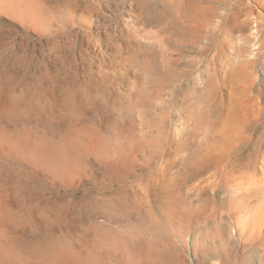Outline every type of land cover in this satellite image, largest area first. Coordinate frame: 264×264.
I'll return each mask as SVG.
<instances>
[{
  "label": "rangeland",
  "instance_id": "1",
  "mask_svg": "<svg viewBox=\"0 0 264 264\" xmlns=\"http://www.w3.org/2000/svg\"><path fill=\"white\" fill-rule=\"evenodd\" d=\"M0 8V63L5 69L12 66L9 61L21 60L13 69L17 85L14 81L6 87L23 99L21 117L28 115L24 110L37 100L46 109L67 103L68 86L78 88L92 71L96 80L102 79L103 71H114L113 97L131 96L123 97L122 106L121 101L117 103V110L129 107L122 112L123 118L131 120L127 113L135 114L132 120L138 123L137 116L146 114V120H151L148 124L160 125L161 140L172 141L171 154L153 161L164 172L159 186L162 194L137 201L135 213H130L131 220L145 224L146 234H127L129 262L120 261V252L114 249L119 262L112 259L106 264H264V0H0ZM190 20L199 25L198 31L179 35L173 26ZM112 61L119 63L114 67ZM22 64H30L29 69L19 71ZM160 66L179 74L163 92L154 82L160 77ZM34 79L42 82L35 83L39 91L33 87L38 82ZM157 89L160 94L156 95ZM53 91L56 96L51 95ZM137 92L145 98L143 102L136 98ZM115 116L111 118L119 119ZM252 123L251 131L247 128ZM34 128L38 135L48 129V135L56 133L42 125ZM148 130L152 133L154 128ZM144 131L134 129L137 137ZM55 135L59 140L60 134ZM189 155H197L201 168L185 181ZM232 155L240 156L237 162H229L234 163L233 169L222 170V159ZM29 169H23L22 179L30 182L27 189L37 191L34 196L43 188ZM75 185L80 186L78 179ZM89 186L82 184L75 196L81 199ZM61 192L68 197L67 191ZM105 213L98 210L90 219L97 214L103 219ZM142 238L148 254L146 248L141 251L135 246Z\"/></svg>",
  "mask_w": 264,
  "mask_h": 264
},
{
  "label": "bare ground",
  "instance_id": "2",
  "mask_svg": "<svg viewBox=\"0 0 264 264\" xmlns=\"http://www.w3.org/2000/svg\"><path fill=\"white\" fill-rule=\"evenodd\" d=\"M0 11H2L1 8ZM15 12H12V15ZM17 16L14 15L15 19H19ZM34 17H36V14ZM38 22L37 25L40 24ZM185 22L176 23L173 26L179 32V35H192L198 31V24L194 25L192 20L187 21V24ZM163 31L167 30L164 28ZM167 32L171 33L173 31ZM114 55L119 57L115 53ZM16 57L17 55L14 56V58ZM22 59L26 60L25 58ZM17 61H9L8 63L12 66L9 65L10 67L5 69L0 63V264H106L108 260L111 262L112 259L116 258L113 255L114 249L115 252L116 250L118 253L120 252L121 257L116 254L120 257V261L129 262L131 260L129 249L131 247L129 248L127 234L134 231L138 232L137 234L140 233V236L146 234L145 224L141 221L139 224L131 220L130 213L133 214V211L135 213L133 205L137 201H144L148 196H152L154 199V197L157 198L162 194L159 186L160 182L163 181L160 180V176L164 172L161 171L160 167H154L153 161L170 153L168 148L172 141L166 140L165 137H163V141L161 140L160 125L148 124V121L151 120H146V114L144 116L142 113L137 116L140 119L138 123L135 121L136 118L132 120L133 115H135L132 112L133 115L127 113L131 120H128L127 116L123 118L125 111L128 112L126 109L129 108L123 110L122 115L121 104L127 93L126 95L125 93H122V95L116 94L117 96L114 97L111 94L112 88H115V79H117V76L115 77L112 74L114 71L112 73L103 71V75L99 73L102 75H99L102 79L96 80L91 70L92 76L91 74L86 76L88 79L85 78L84 82L81 80V86L78 88L77 86L76 88L74 86L69 88L68 86V92L64 91V93L66 92L65 100H67V103H61L65 106L62 107L59 102L61 105L58 107L51 108L48 106L49 108L46 109L47 106H43L45 103H38L39 100H37V103L34 101L35 103L28 105L27 111L24 110V112L29 111L28 115L21 117L20 105L23 99L19 95L17 96L16 92H11L10 89L7 90L6 88L8 84H16L18 77L13 69L18 63L20 64L21 60ZM26 62L29 61L26 60ZM113 63L114 66L118 65L116 63L119 62ZM126 63L128 64V62ZM23 64L22 66L19 65V71L23 68L26 71L27 67L29 69L30 64L28 66ZM109 64L111 65V63ZM123 66L126 67L124 64ZM150 67V70H152V66ZM113 69L115 70V68ZM124 71L120 74H123ZM157 71L160 77L154 82L155 85L161 86V92H163L165 86L172 85L179 75L172 68L163 69L160 66ZM148 72L150 73L147 70ZM86 74L88 75V73ZM125 75L123 74V76ZM24 77L25 75L21 79ZM140 77L147 80V76L145 78L140 75ZM37 79L34 80L38 82L32 84L42 85V82L39 83ZM25 81L24 84H26ZM31 82L29 85H31ZM77 82L73 84L77 85ZM31 86H28L29 89H32ZM33 87H36V85ZM36 88L39 91L40 88ZM5 89L10 92L6 93ZM37 89H35V92H37ZM152 89L154 90V88ZM12 90H16V88ZM25 90L27 91V88ZM24 91L22 94H24ZM136 94L138 95L136 98L138 97L140 102L145 100L144 97L139 95V92ZM157 94H160L158 89L156 90ZM51 95L56 96L54 91ZM32 96L35 97V95ZM130 97L126 99H130ZM146 99L149 100V97ZM135 101L137 102L136 99ZM119 102L121 110H117V103ZM116 110L117 112H115ZM142 111L140 109V112ZM115 114H118L119 119L111 118L112 115L116 118ZM31 116L35 118L32 119ZM33 123L39 126L42 125V128L44 126L46 129L50 127V130L56 132L55 134H60L58 137L60 139H55V134L53 136L48 135L49 129L47 130L48 134L45 130L46 133L38 135L34 128L36 125L32 127ZM252 125L253 123L247 129L252 131ZM149 127L154 128L152 133L149 132ZM135 128L142 131L146 129V131L140 133L137 137L134 132ZM53 131H50V133L53 134ZM162 135H165L164 131ZM236 139H239V135L236 136ZM220 155L222 157L223 153H220ZM140 156L144 157V163H140ZM196 156L189 155L186 158L188 165H186L184 172L183 180L185 181L194 176L193 174L201 168ZM239 158V155H232L222 159V162H225L222 170H228V167L231 168L229 170H232L234 163L228 165L229 162L231 160L237 162ZM26 166L31 167L28 172L33 179H36L34 181L37 182V186L43 188V192L40 189V192L35 193L33 196V192L37 191L35 189L33 191L32 187L27 189L30 182H25L22 179V171L26 169ZM226 175L225 172V177H228ZM77 179L80 182L79 187L75 185ZM183 180L181 183H184ZM86 182L91 186L85 188L86 191L83 197L81 196L82 198L79 199L75 194ZM62 189L67 191L68 197L62 194ZM37 190L39 191V189ZM68 190L70 191L68 192ZM48 193H51V195H48ZM101 209L106 211V216L103 219H99L98 214L95 216L96 218L90 219L93 213ZM153 223L154 227H157L158 222ZM145 242L142 238L141 242L134 244L135 246L138 245V249L141 251L146 248L148 254L150 249L147 246L144 247ZM119 260L117 261L119 262ZM137 261H139V258Z\"/></svg>",
  "mask_w": 264,
  "mask_h": 264
}]
</instances>
